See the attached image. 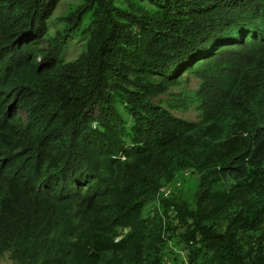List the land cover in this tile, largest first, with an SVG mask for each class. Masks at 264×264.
<instances>
[{
    "label": "trees",
    "instance_id": "16d2710c",
    "mask_svg": "<svg viewBox=\"0 0 264 264\" xmlns=\"http://www.w3.org/2000/svg\"><path fill=\"white\" fill-rule=\"evenodd\" d=\"M60 1L0 0V258L264 264V0H81L51 35Z\"/></svg>",
    "mask_w": 264,
    "mask_h": 264
},
{
    "label": "rangeland",
    "instance_id": "374dc122",
    "mask_svg": "<svg viewBox=\"0 0 264 264\" xmlns=\"http://www.w3.org/2000/svg\"><path fill=\"white\" fill-rule=\"evenodd\" d=\"M81 4V0H61L59 5L57 6L56 10L54 11L52 17L50 18L48 25H49V33L51 35L55 34L57 31L62 30L64 27V23L62 21V17L69 12L71 9L76 8L78 5ZM88 17L89 15H86L84 17V23L81 26V28L75 33L73 38L69 41L67 46L65 47L64 51L59 57V62L65 63L70 62L78 58V56L84 51L85 49V43L87 40V27H88ZM197 87V80L196 79H190V81L183 86L186 92H190L195 90ZM172 94H179V89H175L171 92V94H166L164 96H161L158 101L163 105L167 106V104L172 99ZM180 98L188 99L187 105L188 107L186 109L181 108L179 110H174L173 113L186 120L196 121L198 119L197 112L195 110L196 105L192 103L190 99V93H181ZM156 102V100H154ZM193 183V180H190L187 182L185 189H191V185ZM151 211V207L148 206L144 209V213H148ZM0 264H13L12 261L9 259L8 254H4L0 258ZM172 264V263H168Z\"/></svg>",
    "mask_w": 264,
    "mask_h": 264
},
{
    "label": "built area",
    "instance_id": "2783aa9c",
    "mask_svg": "<svg viewBox=\"0 0 264 264\" xmlns=\"http://www.w3.org/2000/svg\"><path fill=\"white\" fill-rule=\"evenodd\" d=\"M95 126H96V123H93V127H95ZM113 158H118L120 160L125 159V157L121 154L119 156H117V157L115 156ZM177 186H179V183H177ZM160 193L162 194L163 197H168L171 194V188L170 187H162L160 189ZM117 241H118V238L115 239V242H117Z\"/></svg>",
    "mask_w": 264,
    "mask_h": 264
}]
</instances>
